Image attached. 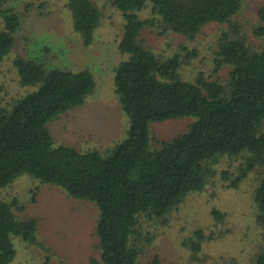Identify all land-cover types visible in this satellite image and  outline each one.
<instances>
[{
  "label": "trees",
  "instance_id": "1",
  "mask_svg": "<svg viewBox=\"0 0 264 264\" xmlns=\"http://www.w3.org/2000/svg\"><path fill=\"white\" fill-rule=\"evenodd\" d=\"M64 1L85 46L94 43L104 18L97 2L105 1L123 14L119 52L127 59L116 68L115 92L129 117L127 136L108 153L57 143L50 122L85 103L97 87L95 76L85 68H45L31 59H17L22 85L34 90L0 109V189L30 174L94 203L100 256L93 263L139 264L147 241L143 215L167 224L189 194L206 188L223 156L248 154L235 177L222 172L230 187H238L264 165V4L253 30L261 41L252 45L236 21L244 0ZM8 3L0 0V63L11 53L21 27V14ZM149 5L153 17L144 19L140 12ZM212 24L225 27L216 58L218 66L231 67L225 82L203 73L185 80L181 70L190 54L188 60L180 54L163 59L144 39L151 28L161 35L194 39ZM186 117L194 119L186 131L155 144L154 123ZM254 202L264 229V172ZM25 208L17 198L0 200V264L15 261L16 240L39 243L37 219L18 215ZM213 214L220 221L225 218L219 210ZM206 239L198 229L186 241L198 261ZM44 264H53L51 258ZM249 264H264V245Z\"/></svg>",
  "mask_w": 264,
  "mask_h": 264
},
{
  "label": "rangeland",
  "instance_id": "2",
  "mask_svg": "<svg viewBox=\"0 0 264 264\" xmlns=\"http://www.w3.org/2000/svg\"><path fill=\"white\" fill-rule=\"evenodd\" d=\"M263 4L264 0H244L236 18L252 45L261 41L253 30ZM97 5L104 18L94 43L85 46L74 30L72 13L64 0H9L8 6L22 18L16 43L0 63V109L10 108L15 99L34 90L22 85L15 65L17 59H31L45 68L89 69L97 81L95 91L83 105L51 121L50 129L57 143L108 153L129 130V117L115 92L116 68L127 55L119 52L124 30L122 12L105 1ZM140 16L153 17L151 6L142 10ZM224 29L223 25L212 24L201 35L189 39L175 33L161 35L151 28L146 30L144 39L163 59L180 54L188 60L186 55L190 54L181 70L185 80L194 81L203 73L225 82L231 67L216 63L218 40ZM193 121L192 117H186L154 123L155 141L186 131ZM247 156L244 153L221 157L214 166L217 173L206 188L189 194L171 213L167 224L143 215L140 223L147 241L139 264H249L264 245V229L257 220L254 202L264 165L257 167L238 187H230L231 181L222 174L224 171L230 178L235 177ZM14 198L26 207L18 210L20 218L37 219L39 243L16 240L18 253L12 264H44L47 257L53 264H94L99 259L95 233L99 210L94 203L71 197L62 187L43 183L30 174H23L0 189V200ZM214 210L225 215L223 221L214 216ZM198 229L208 239L197 255L199 261L186 243Z\"/></svg>",
  "mask_w": 264,
  "mask_h": 264
}]
</instances>
